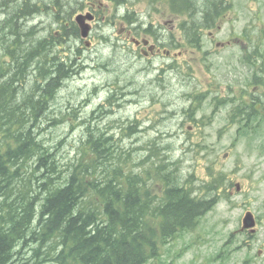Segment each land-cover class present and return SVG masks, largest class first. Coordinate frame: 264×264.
Returning <instances> with one entry per match:
<instances>
[{
	"label": "rangeland",
	"instance_id": "rangeland-1",
	"mask_svg": "<svg viewBox=\"0 0 264 264\" xmlns=\"http://www.w3.org/2000/svg\"><path fill=\"white\" fill-rule=\"evenodd\" d=\"M3 1L1 70L14 59L6 50V44L13 42L12 35L3 30L1 19L12 2L21 3L12 0L3 6ZM44 1L52 5V0ZM62 1L65 8L59 9V20L68 14L74 20L80 12L97 14L89 36L74 37L57 51L47 50L37 57L39 39L59 28L55 17L42 12L20 21L25 30L35 25L34 31L32 37L24 36L19 51L14 48L19 62L31 50L25 77L22 75L23 91L30 90L37 78L44 82L50 77L54 65L48 64V54L56 53L55 61L59 57L69 60V75L55 87L36 129L48 147L58 151L61 164L77 156L78 146L92 131L113 136L136 162L145 158L136 171L153 168L163 159L167 161L163 170L169 173V163L175 161V181L196 190L222 174V181L215 182L221 193L216 204L195 227L171 237L160 256L145 264H264V115L248 118L242 111L231 118L234 107L242 103L240 97L248 96L250 90L264 92L253 78L255 73L264 75V0H229L231 8L215 27L202 30L207 37L204 49L197 45L194 56L191 49H182L178 62L183 65L182 72L162 71L157 68L159 60L131 53L127 49H132L131 41L120 34L122 27H132L129 20L135 21L137 31L144 32L156 28L158 21L169 22L170 29L171 20L177 18L174 33L184 35L178 25L185 17L172 16L168 0ZM209 1L188 0L184 5L194 8L195 18L201 20L202 13L214 7ZM210 31L224 44L215 45ZM191 65L194 67L188 71ZM7 69L11 73V65ZM247 210L258 218L253 233L241 229ZM29 243L22 256H34L32 262L42 258L33 250L36 244Z\"/></svg>",
	"mask_w": 264,
	"mask_h": 264
},
{
	"label": "trees",
	"instance_id": "trees-1",
	"mask_svg": "<svg viewBox=\"0 0 264 264\" xmlns=\"http://www.w3.org/2000/svg\"><path fill=\"white\" fill-rule=\"evenodd\" d=\"M18 1L10 4L1 19L3 30L12 35L6 50L14 59L7 62L11 73L7 67L0 69V264H145L159 257L171 237L195 227L215 204L219 190L215 179L206 183L208 194L202 196L203 192L194 194L176 184L170 172L164 191L154 192L148 180L157 175L154 170L167 174L161 163L137 173L112 137L93 132H88L75 160L64 166L58 162L36 129L55 87L69 75V60L59 57L55 61L56 53L48 54V64L54 65L50 77L45 82L37 78L30 90L23 91L22 75L31 50L19 62L14 48L19 51L24 36L32 37L34 31V26L25 30L20 21L42 12L55 17L59 28L39 39L37 57L79 37L80 29L70 14L57 19L59 9L65 8L62 0H52V5L44 0L42 4ZM207 3L214 7L205 12L206 19L221 16L231 7L226 0ZM173 10L187 12L184 4ZM189 11L195 16L194 8ZM257 105L264 106L260 95L243 100L233 112L258 116L262 110ZM223 178L220 174L219 179ZM29 242L36 244L33 250L42 258L32 262L34 256L28 257L30 261L22 256ZM45 242H49L47 247Z\"/></svg>",
	"mask_w": 264,
	"mask_h": 264
},
{
	"label": "flooded vegetation",
	"instance_id": "flooded-vegetation-1",
	"mask_svg": "<svg viewBox=\"0 0 264 264\" xmlns=\"http://www.w3.org/2000/svg\"><path fill=\"white\" fill-rule=\"evenodd\" d=\"M176 1V0H174ZM169 2V0H168ZM171 27H169V22L164 21L161 23V21H158L156 24V32L154 34V38L150 40L149 44L147 46L140 44L138 49L140 52L144 53L145 55L154 57L156 60H159L158 63L159 69L163 71H174L177 67L175 63V56L177 54L182 55V41L181 38L177 39L176 34L174 33V30L177 27V20L173 19L171 20ZM130 34V32H128ZM190 34H186V40L184 41V44H188V37ZM209 36L212 38V40L215 41V45L221 46L224 44V42L216 41L214 39V34L212 31L209 32ZM207 43V37L206 34H204L202 37H200V42H198V45L201 49H204V46ZM193 43L188 44V50L189 48H192ZM194 48V47H193Z\"/></svg>",
	"mask_w": 264,
	"mask_h": 264
},
{
	"label": "water",
	"instance_id": "water-1",
	"mask_svg": "<svg viewBox=\"0 0 264 264\" xmlns=\"http://www.w3.org/2000/svg\"><path fill=\"white\" fill-rule=\"evenodd\" d=\"M92 19L93 15L89 14H80L77 16V21L80 23L82 28V35L87 36L90 32V24L86 22V19ZM244 225L243 228L253 227L256 224V219L251 211H248L243 219ZM254 231V229H253Z\"/></svg>",
	"mask_w": 264,
	"mask_h": 264
},
{
	"label": "bare ground",
	"instance_id": "bare-ground-1",
	"mask_svg": "<svg viewBox=\"0 0 264 264\" xmlns=\"http://www.w3.org/2000/svg\"><path fill=\"white\" fill-rule=\"evenodd\" d=\"M13 102V101H12ZM17 102V101H16ZM20 102V101H19ZM7 106V105H6Z\"/></svg>",
	"mask_w": 264,
	"mask_h": 264
}]
</instances>
